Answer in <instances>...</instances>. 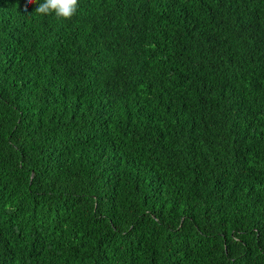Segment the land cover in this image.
Here are the masks:
<instances>
[{
	"label": "trees",
	"instance_id": "obj_1",
	"mask_svg": "<svg viewBox=\"0 0 264 264\" xmlns=\"http://www.w3.org/2000/svg\"><path fill=\"white\" fill-rule=\"evenodd\" d=\"M0 0V264H264V0Z\"/></svg>",
	"mask_w": 264,
	"mask_h": 264
},
{
	"label": "clouds",
	"instance_id": "obj_2",
	"mask_svg": "<svg viewBox=\"0 0 264 264\" xmlns=\"http://www.w3.org/2000/svg\"><path fill=\"white\" fill-rule=\"evenodd\" d=\"M36 0H33L35 3ZM79 0H42L37 4L35 13L42 16L55 15V17L68 20L77 12Z\"/></svg>",
	"mask_w": 264,
	"mask_h": 264
}]
</instances>
